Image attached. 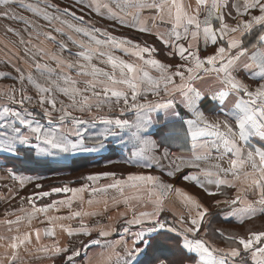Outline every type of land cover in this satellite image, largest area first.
I'll return each mask as SVG.
<instances>
[{
    "label": "snow or ice",
    "instance_id": "snow-or-ice-1",
    "mask_svg": "<svg viewBox=\"0 0 264 264\" xmlns=\"http://www.w3.org/2000/svg\"><path fill=\"white\" fill-rule=\"evenodd\" d=\"M83 2L84 0H76V3ZM41 3L44 7L39 6ZM12 5L43 18L49 25L53 21H59L86 37L87 42L75 40L69 35L68 40L80 49L74 53L75 60L58 59L54 56L56 68L36 63V70L46 84H41L31 73L26 77L37 91L35 102L47 118L49 127L29 118L32 116L31 112L22 114L20 110L7 106L6 102L18 105L34 103V97L26 94L23 88L19 99L14 92H0L2 126L11 130L10 134H0V150L19 155L21 147L34 148L38 156L94 151L95 149L85 146L87 130L80 127L87 121L73 116L75 110L86 111L93 122L100 120L105 125L102 132L92 133L89 138L106 137L116 134L117 130L126 129V142L131 144L133 151L125 162L157 169L161 175L129 173L126 178L120 179L114 172L89 174L85 179L90 183L79 188L55 187L51 191H39L21 197L22 203L27 200L31 205V211L21 207L18 211L23 215H16L14 220H0V224L6 225L9 233L13 232V225L16 226V234L10 237L0 235V240L9 241L0 245L5 248L0 255V264H17L21 259L22 247L25 252L46 254L47 258H52L53 264H56L58 258L60 264H77L78 259L80 264H92L87 251L81 258L80 248L71 243L61 246L55 239L51 245L39 244L32 250L28 249L26 245L31 243L32 232L21 233L20 225L27 221L30 227L32 220L43 213L46 219L41 223L50 225L44 230V235L55 237L56 221L98 213L77 210L68 217L48 216L50 210L58 211L57 205L71 208L72 200L53 201L37 207V198L48 197L52 193L71 192L73 198L83 203L84 192L88 191L91 197H95L106 194L109 189L117 190L124 197L127 208L120 216L126 225H152L134 232L129 238L130 245L129 239L123 236L113 242L121 246L123 253L118 264H168L156 254L152 240L147 238L150 233L160 230L182 237L180 246L192 254V264H264V230L249 228L242 234L227 236L223 231L217 230V234L229 246L216 247L200 235L209 208L199 199L162 179L163 175L191 183L207 196L223 195V188L235 189V195L231 199L215 200L214 204L232 205V212L241 224L258 214L264 215V146L254 144L255 140L264 142V0H196V7L191 11V4L186 5L184 0H88L85 7L90 11L101 16L106 14L123 27L155 36L162 45L171 49L166 53L168 57L179 58L181 62L177 64L164 63L154 58L158 51L155 45L142 44L124 36L117 37L106 29L72 24L69 20L62 19L61 14L81 22L83 16L76 17L69 8L62 9L49 3V0H37L36 4H26L24 0H0V18L24 23V31L29 37H32L33 32L28 29H37L40 25L17 14ZM253 10H258V14ZM146 12L150 14L146 16ZM254 29L262 31L254 39L246 41L245 37L254 35ZM9 31L15 33L14 29ZM54 31L64 34L59 27L54 28ZM99 34L104 39H100ZM41 35L58 43L61 53L68 51L69 55H73L63 41H56L51 32H36L37 38ZM21 43H25L23 38ZM201 43L205 49L209 44L215 46L214 51L202 55ZM111 50L123 51L126 55L135 57L137 62L115 56ZM40 52L43 53V49ZM94 60L109 64L112 70L106 71L94 63ZM150 70H155L157 75L153 76ZM16 71L20 74L18 79L23 82V71L19 68ZM73 71L76 76L85 79L77 80L72 75ZM4 75L0 73V77ZM81 84L82 88L79 86ZM118 86H124L127 91ZM57 92L69 99L67 106L61 100L60 107H57ZM149 94L160 99L149 100ZM121 101L123 106H120ZM104 107L109 112L119 111L121 115L133 111L134 119L108 118L93 113V108L99 113ZM54 112L58 113L55 117ZM68 123H71V128L67 127ZM170 124H179V127L162 131ZM18 125L26 126L27 131H22ZM173 147H178L179 153L173 152ZM225 160L227 166L224 164ZM210 161L215 162L209 163ZM8 171L14 179L19 180L21 189L33 179H39L17 175L14 169ZM108 177L112 178L111 183L96 186V181ZM35 187L39 189L43 186L36 184ZM126 188L146 192L147 203L152 205V210L137 211L131 201L138 197L124 196ZM172 192L181 197L187 209V215L178 217V226L167 225L160 218L165 211L166 199ZM9 195L15 198L18 193L11 192ZM249 195H254L255 199H249ZM87 202L91 205L94 200L89 199ZM15 211L17 210L6 212L5 216L15 215ZM79 224L77 229L64 224H59V227L61 230L67 228L69 236L92 234V228L83 219H79ZM122 230L124 233L130 231L129 227ZM116 231L115 228H100L99 236L108 237ZM204 232L207 233L206 228ZM35 237L39 243V228L35 229ZM93 244L98 245L100 241L91 240L88 245L81 241L85 249ZM104 247L107 249L111 244L106 243ZM95 255L104 257L103 252ZM37 258L45 257L38 255ZM98 264H111V255L102 262L98 261Z\"/></svg>",
    "mask_w": 264,
    "mask_h": 264
},
{
    "label": "crops",
    "instance_id": "crops-1",
    "mask_svg": "<svg viewBox=\"0 0 264 264\" xmlns=\"http://www.w3.org/2000/svg\"><path fill=\"white\" fill-rule=\"evenodd\" d=\"M24 3L36 4L37 0H24ZM49 3L56 4L62 9L65 8L64 0H49ZM184 3L186 5L191 4V9H189L190 11L194 10L196 7V0H184ZM39 6L44 7L42 3L39 4ZM11 7L17 14L24 16L26 20H28L29 22H34L40 25V27L37 29H33V28L28 29V31L33 32V35H36L37 31L51 32L52 35L56 38V41L64 42V39L60 38V33L54 31V28L59 27L62 28L64 32L62 36L66 39L67 36L66 26L60 24L59 21H53L52 22L53 25L49 26L48 21H45L43 18L33 15L31 12L27 11L26 9L19 8L16 5H12ZM49 11H52V9H49ZM253 11L254 13L258 14V10H253ZM64 16L66 15L61 14L62 19H64ZM128 19H130V17ZM18 22L19 21L15 19L0 18V73L5 74L3 77H0V84L3 85L13 82H21L18 79L20 74L16 71L17 68L23 71L25 75V80L23 82H26L27 81L26 77L29 73H31L36 78L34 72L32 71L33 69L37 74H40V72L36 70L35 67L36 63H39L40 65L48 64L49 67L56 68L57 65L56 62L53 60V57L55 56L58 59L61 58L65 59V57L62 55L60 58L59 44L50 39H45L43 35L39 36L38 38L39 41H35L33 38H31L30 40L31 43L19 42L21 41L19 39L23 38L24 36H27V33L24 31L25 24L21 22L22 26L19 27ZM50 27H52L53 30H51ZM9 29H14L15 33L9 31ZM245 40L247 41V37H245ZM52 46H56L58 48L57 53L55 52V49L52 48ZM200 47L202 50L201 52L202 55L211 53L212 51H214L215 48V46L209 44L205 49L203 43H201ZM41 49H43V53L40 52ZM168 50L171 51V49L169 48ZM145 57L147 58V56ZM156 59L158 58L156 57ZM161 61L166 63L163 60ZM180 62L181 61L179 60V58L176 57L173 64H177ZM150 71L153 76L157 75L155 70H150ZM23 82H21L22 83L21 85L24 84ZM41 82H43V80ZM21 88H23L26 91V94L31 95L34 98L37 97L32 91H30V89L24 88L23 86ZM123 90L127 91L126 88H124ZM5 91L14 92V94L18 99L20 97V88L18 87L14 91L6 90L0 87V92H5ZM147 98L153 101L160 99L158 97L152 96L151 94H149ZM6 103L7 106L12 107L14 110H20L22 114H27V112H31L32 116L29 118H34L35 120L44 124L45 127L49 125L48 120L44 116L42 110L36 106H33V104L25 103L24 105H18L11 102H6ZM120 106H123L122 101ZM93 113H96L99 116H107L108 118L120 117L121 119H128V120L134 119L133 111H128L123 115H121L119 111L116 110H114L113 112H109L107 107H104V109L99 113H97V110L95 111L93 110ZM73 116L79 117L82 120L87 121V123L81 125L80 127L82 129L87 130L85 132V146L88 148L95 149L94 151H87V152L82 151V152L69 153V154L62 153L59 155L38 156L35 153V149L31 148L32 154L35 157L42 158L47 162L53 161L59 164L62 163L65 164L70 161V158L72 156H78L83 154L101 155V154L111 153L112 156L110 155L109 160L107 162L113 161L119 165L128 166L131 168L130 171L119 172V171L110 170V171L95 172L92 174L102 173V172H114L116 173V177L120 179L126 178L129 173H144V174L151 173V174L161 175L157 169H147L144 167H139L135 163L125 162L129 159L133 151L131 144L126 142L127 141L126 129L117 130L116 134L107 135L106 137L97 136L95 138H89L92 133L102 132L105 125L100 120L93 122L90 114L83 116V114L78 110L73 111ZM221 118L223 119V117ZM18 126L21 127L22 131H27L26 126L23 125H18ZM67 127L71 128L72 127L71 123H68ZM173 127H179V124L176 125L170 124L168 125L167 128L163 129L162 131L166 132L169 128H173ZM10 132H11L10 129H5L2 126V118H0V134L3 133L10 134ZM72 138L75 139L76 137H72ZM156 138L159 139V137ZM34 143L35 141H33V144ZM254 144L264 146V142H261L259 140H255ZM23 148H27V147H21L19 150V155L17 156H23V154L29 152V151H24ZM172 151L179 153L180 149L178 147H173ZM0 154H11V153L0 150ZM213 155H216V153H213ZM214 162L215 161H210L209 163H214ZM224 164L225 166H227V160L224 161ZM9 169H13V167L7 165L2 155H0V220H4V219L14 220L16 215H23V213L18 211V209H20L21 207H24L29 211H31V205L28 203L27 200L23 201L22 203L21 197H27L32 195L34 192H39V191H51L52 188H55V187H49V188L36 189L35 191L22 193L19 180L14 179L12 177L11 173L8 171ZM16 173L17 175H22L26 177H39V179H33L31 182L27 183L24 187L29 186L31 184H40V180L45 178L46 176L38 173H26V172H18V171H16ZM163 178L165 181H167V176L162 175V179ZM111 182H112V178L108 177V178H102L96 181L95 183L96 186H103ZM86 183H90V182L85 180L83 184ZM83 184L66 183L64 185L57 187L79 188ZM174 186L176 188H180L181 190L187 192L188 194L198 199V197L193 192L189 191L187 188L179 186L176 183ZM209 187H214V186H209ZM196 188L201 190L199 187ZM222 191L225 194L218 195V198H216L215 200L225 201L231 199L235 195V189L232 188H223ZM11 192H17L18 195H16L15 198H11L9 195ZM146 194H147L146 192L140 193L137 192L135 189H131V188H126L124 192V196L138 197V199H133L131 201L137 207V211L152 210V205L150 203H147L148 199L145 196ZM82 195H83V203H81L79 199L73 198V194L71 192L52 193V195L48 197L37 198L35 200V205L37 207H41L46 204H51L53 201L69 200V199L72 200L71 208L67 207L66 205L65 206L57 205L58 211L55 209L50 210L47 214L48 216L68 217L72 212L77 210L83 212H89V213H98V214L83 216L81 218H72V219H64V220L56 221L55 222L56 235L55 237H50L44 235V230L50 227V225H48L46 222L41 223V221H45L46 218L43 213H40L36 218L32 220L30 227L28 226L27 221H24L20 225L21 233L32 232L31 243L26 245V247L32 250L35 247H38L39 244L51 245L53 243V240L55 239L59 241L61 246H66L69 243H71L74 244L76 247L80 248L81 258L84 257V253L85 251H87L88 256L92 258V264H98V261L102 262L103 259L108 255H111V264H118L119 257L122 256L123 253L121 251V246L113 242L119 240L121 236H123L125 239H129L134 232L139 231L141 228L152 227V225L151 224L126 225L124 223V219L121 218L120 214L126 211L127 206L124 203V197L121 196V194L115 189H109L106 194H99L95 197H91L88 191L84 192ZM154 198L155 197H153V199ZM248 198L255 199V196L249 195ZM89 199H93L94 203H92L91 205L88 204L87 201ZM215 200L211 201L213 202V209H209V214L207 215L208 217L207 216L205 217L204 225L201 229L200 235L202 236L203 239L208 240L216 247L227 248L228 246L225 247L219 245L218 243L216 244L214 241L209 239L206 235L207 233L205 234L204 229L205 228L207 229L208 227L209 228L213 227L214 226L213 220L228 222L235 225H239L241 223L238 222V218L233 214L232 205L227 203H221L220 205L217 206L214 204ZM13 210H17L15 211V215H9L7 217L5 216L6 212L11 213ZM180 215H187V209L184 207L181 197L176 193V196H173L172 198L166 200L165 211L161 214L160 218L163 221H165L167 225H177V220ZM130 217H131V213H129V218ZM262 217H264V215L258 214L252 219L245 220L244 222L247 221L251 222L252 220H257L258 218H262ZM79 219H83L84 222L92 228V234L90 236L83 234L69 236L67 233V228L61 230L59 227V224H64L65 226H71L73 229H77L80 227ZM15 227L16 226L13 225V232L9 233L7 231L6 225L0 224V235L10 237L11 235L16 234ZM124 227H129L130 231L128 233H124L122 230ZM37 228L41 230V239L39 243L37 242L35 237V229ZM100 228H104L105 230H111L112 228H115L117 231L113 232L108 237H100L99 236ZM208 230L209 229H207V232ZM217 230L220 229L216 228L214 235L219 237L220 239L222 237L217 234ZM224 235L227 236L228 234L224 233ZM147 238L152 240L153 250H155L156 254L159 255L161 259L166 260L168 264H192V254L186 252L180 246L182 241V237L180 235L176 233L167 232L166 230H160L157 233H150ZM91 240H99L100 244L90 245L87 249H85L83 245H81V241L83 242L84 245H88L89 241ZM8 242L9 241L0 240V245H4ZM106 243L111 244V247L105 249L104 245ZM130 244L131 241L129 239V245ZM4 251L5 248L0 247V255H2ZM9 251L11 250L9 249ZM101 252L104 253V257L95 255ZM38 255L43 256L45 258L38 259L37 258ZM20 257L21 259L17 262V264H53L52 258H47L46 254H34L33 251L25 252L24 247L20 249ZM5 264H7V262H5ZM56 264H60L59 258L56 259ZM77 264H80L79 259L77 260Z\"/></svg>",
    "mask_w": 264,
    "mask_h": 264
},
{
    "label": "rangeland",
    "instance_id": "rangeland-1",
    "mask_svg": "<svg viewBox=\"0 0 264 264\" xmlns=\"http://www.w3.org/2000/svg\"><path fill=\"white\" fill-rule=\"evenodd\" d=\"M87 2H88V0H84L83 3H76V0H64L65 8H69L71 12H74L76 17L83 16V18H84L83 22H81V21H79V20H77L71 16H68V15L64 16V19L69 20L72 24H77L79 26L90 25L92 27L100 28L102 30H104V29H106L107 31L109 30L112 33V35L117 36V37L124 36V37L132 38V39H137V38H134L133 36H131L130 34H137L139 32H137L134 29L123 27L120 24L116 23L115 21H112L111 19H107L108 17L106 14L101 16V15L96 14L95 12L90 11L89 8L85 7ZM112 6H113V8L115 7L114 4ZM81 9H83V11H81ZM101 11L106 13V10H104V9H102ZM149 14L150 13H147V12L145 13L146 16ZM51 25H53V23ZM51 25H49V26H51ZM18 26L19 27L22 26V23L20 21L18 22ZM50 29L53 30L52 27H50ZM66 33H67L66 39L62 36V34H60V38L64 39V43L67 45V47L71 51V53H73V55H69L68 51L61 53L59 50L60 58L62 55L65 57V59L75 60L76 56L74 55V53L80 51V49L77 45L73 44L71 41L68 40V36L70 35L75 40H84L85 42H87V38L83 37L80 34L75 33L72 29L68 28L67 26H66ZM23 38H25V39H23L25 42H28L29 40H31V38H33L35 41H39V39L36 37V35H32V37H29L27 34V36H24ZM99 38L104 39L102 34H99ZM146 38H149V37H146ZM248 39H249V37H247V40ZM19 40H21V39H19ZM19 42H21V41H19ZM139 42H141L142 44L146 43V42H142V41H139ZM52 48L55 49V52L57 53L58 48L56 46H52ZM111 51H113V55L119 56L122 59H125L126 61L137 62L135 57H131L129 55H126L123 51H120V50H111ZM168 51H170V50H168ZM145 56H147V54H145ZM154 57L155 58L157 57L158 59H161V60L165 61L166 63H171V64H173L175 61V58L174 59L172 58L171 60H170V58H164L163 59V58H161L155 54H154ZM93 62L97 63L99 67L104 68L106 71L112 70L111 66L109 64L100 63L99 61H96V60H94ZM29 64H31V63H29ZM32 71L34 72L36 78L39 80V82L41 84L47 83V82H45V80L41 76V74H37L34 71V69ZM65 71H67V69H65ZM72 75L77 80L85 79V77L76 76V73L74 71L72 72ZM117 78H119L118 73H117ZM42 80H43V82H41ZM23 83H24L23 85H21L22 84L21 82H13V83L5 84V85L0 84V87L3 89H6V90L14 91V90H16L17 87L20 88V90H21V87L23 86L24 88L30 89V91H32L37 96V91L32 84H30L27 81L23 82ZM79 86L82 88L83 84H81ZM118 87L124 89L123 86H118ZM55 97L57 99V107H60L59 101H61V100L64 101L65 106H67L70 103V101L67 97H65L64 95H62L58 92L55 93ZM35 98H34V103H32V104H33V106H36L39 108L38 103L35 102ZM93 102H94V98H93ZM45 106L48 107L47 104ZM114 108H115V106H114ZM93 110L95 111L96 109L93 108ZM81 113L83 114V116H86L87 114H89L86 111L81 112ZM53 115L55 117V116H57V113L54 112ZM49 126L50 125H47L46 127H49ZM23 149L31 150L30 148H23ZM24 155H29V152L25 153ZM130 169L131 168L128 166L119 165V164L111 161V162H106V163H103L100 165H96L95 167L93 166L92 168L86 167V168H80V169H73L71 172H69V171L59 172L58 171V172H54L52 174H48V173L44 172L45 174H42V175H46V176H45V178L40 180V185H42L43 187L39 188V189H44V188H49V187H57V186L64 185L66 183L83 184L86 180L85 177L87 175L95 173V172L110 171V170L111 171H119V172L125 171L126 172V171H130ZM163 180H164V178H163ZM167 181H169L170 183H172L174 185L176 183L179 186L187 188L189 191L193 192L198 197V199L200 200V202L202 204H204V206L208 207L209 209H213V202H211V201L218 198V195L207 196V195H205V193H203L201 190L197 189L193 185H191L189 183L182 182L179 179H170L167 177ZM35 185L36 184H31L29 186H26L23 189H21V192L25 193V192L35 191L36 189H38L35 187ZM145 196L148 199L147 194ZM173 196H176L175 192L169 193L167 199L172 198ZM210 211H212V210H210ZM213 222L212 223L214 224L215 227L214 226L210 227V228L208 227L207 229H209V230H208L206 235L209 239L214 241L216 244L218 243L219 245H222L225 247L229 246L228 242L223 237L219 239V237L214 235L216 228H219L221 231H223L225 234H228V235H230V234H242V233L246 232L249 228L254 229V230H264V222H253V223L250 222V223H248V224L246 223L244 225H235L232 223H225V222H221V221H217V220H213Z\"/></svg>",
    "mask_w": 264,
    "mask_h": 264
},
{
    "label": "trees",
    "instance_id": "trees-1",
    "mask_svg": "<svg viewBox=\"0 0 264 264\" xmlns=\"http://www.w3.org/2000/svg\"><path fill=\"white\" fill-rule=\"evenodd\" d=\"M261 31V29H254V35L252 37H249V39H254L255 36ZM134 38H137L136 40L146 42L150 45H155L158 51L155 53V55L161 57V58H170L166 55L168 52V48L162 45L155 36L149 35V34H130ZM149 37V38H146ZM172 58H170L171 60ZM24 151H27L28 149H23ZM29 151V155L23 156H17L12 154H0L4 158V161L7 165H10L15 169V171L18 172H26V173H38V174H52L54 172H62V171H69L71 172L73 169H80V168H92L96 165H100L103 163H106L109 160L111 153L108 154H101V155H78V156H72L70 158V161L67 163L59 164L57 162L53 161H45L42 158L35 157L31 150ZM45 172V173H44ZM253 222H264V217L258 218L257 220H252ZM228 223V222H225ZM250 223L249 221L244 222L243 224Z\"/></svg>",
    "mask_w": 264,
    "mask_h": 264
}]
</instances>
